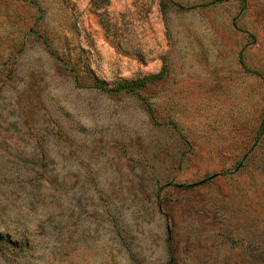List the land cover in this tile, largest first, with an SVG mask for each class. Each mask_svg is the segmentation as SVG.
<instances>
[{"label":"rangeland","instance_id":"obj_1","mask_svg":"<svg viewBox=\"0 0 264 264\" xmlns=\"http://www.w3.org/2000/svg\"><path fill=\"white\" fill-rule=\"evenodd\" d=\"M0 264H264V0H0Z\"/></svg>","mask_w":264,"mask_h":264},{"label":"trees","instance_id":"obj_2","mask_svg":"<svg viewBox=\"0 0 264 264\" xmlns=\"http://www.w3.org/2000/svg\"><path fill=\"white\" fill-rule=\"evenodd\" d=\"M161 75L162 74L159 73V74L152 76L151 78L159 79L161 78ZM149 78L150 77H143V78L136 79V80L124 81V82L119 83L115 89H111V90H123V89L133 90L136 87H143L145 86ZM103 88H106V87H103Z\"/></svg>","mask_w":264,"mask_h":264}]
</instances>
